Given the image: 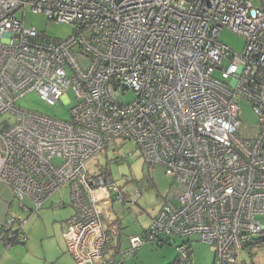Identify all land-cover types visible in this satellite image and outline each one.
Returning a JSON list of instances; mask_svg holds the SVG:
<instances>
[{"label":"built area","instance_id":"1","mask_svg":"<svg viewBox=\"0 0 264 264\" xmlns=\"http://www.w3.org/2000/svg\"><path fill=\"white\" fill-rule=\"evenodd\" d=\"M27 8L70 24L73 35L51 39L26 27L16 14ZM225 27L244 38L241 52L220 40ZM127 90L135 99L122 104ZM32 91L50 105L71 102L73 91L70 119L17 107ZM240 98L251 102L256 126L241 121ZM6 113L16 121L0 124V182L33 210L70 186L75 212L64 236L77 264H118L105 223L126 198L87 167L120 140H133L173 180L123 256L179 237V261L189 264L198 236L214 247L215 264H236L264 232V0H0V117ZM24 223L12 217L0 226L7 249L27 240Z\"/></svg>","mask_w":264,"mask_h":264},{"label":"rangeland","instance_id":"2","mask_svg":"<svg viewBox=\"0 0 264 264\" xmlns=\"http://www.w3.org/2000/svg\"><path fill=\"white\" fill-rule=\"evenodd\" d=\"M252 2L255 6H260V0H252ZM16 15L24 21L26 27H36L39 32L51 39H66L73 35L74 32L70 24L48 21L46 15L35 13L30 8H27L25 14L18 12ZM220 40L235 52H241L245 45L244 38L227 27L221 30ZM79 61L83 68H86L89 64L88 58H81ZM227 63L228 60H225L224 64ZM214 77L225 83L230 81V78L223 75L220 71L215 72ZM68 97L71 100L69 103L60 101L55 105H50L37 92L32 91L22 97L16 106L43 115L69 120L71 108L76 101L73 91L68 92ZM134 99L135 93L132 90H127L124 94L121 93L118 96V101L122 104L130 103ZM237 103L240 109L241 121L249 127L256 126L258 118L251 102L240 98ZM4 121L8 125H14L16 121L15 115L11 113L4 114L0 117V124L4 123ZM87 168L89 176L107 178L116 182L126 198L125 203L114 202V212L121 220V223L116 222L106 226V229L114 232L115 238H120L121 253L116 254V243L108 245V253L116 258L118 264L173 263L178 254L177 245L182 242L179 237L162 246L145 242L134 253L125 256L122 254L131 247V237L136 235L143 236L144 228L151 224L152 219L160 211L164 196L173 184L172 178L166 174L165 169L162 166L148 164L143 157L142 151L133 140H120L110 145L107 149L96 154L88 162ZM15 200L12 211L3 223L12 217L24 219L23 230L26 234L31 229V224H36V234L32 233V245H35L34 250L36 253L39 252V243L45 236L44 228L46 223L50 225L52 230L56 224H61L62 220L66 223L74 211L68 184L62 186L53 194L54 204L50 203V205L46 206L47 208L39 210L23 208L21 202L18 199ZM62 202L66 206H60ZM24 204L28 207L31 206L28 199L24 200ZM41 211H49L50 214L46 213L43 220L39 221V223L35 222V220L30 221L32 215ZM37 218L38 215H36ZM259 218L264 223V216H259ZM15 225H19V220L16 221ZM174 240L175 242H173ZM191 241L193 249L191 254L192 264H213L215 258L214 247L201 241L198 236H193ZM22 245V243L16 242L12 246L13 248L10 247L9 250L5 245L2 246L5 253L9 251L7 256L17 258L22 255L20 250L21 247L24 248ZM176 264L184 263L178 262ZM236 264H264V244L240 250Z\"/></svg>","mask_w":264,"mask_h":264},{"label":"crops","instance_id":"3","mask_svg":"<svg viewBox=\"0 0 264 264\" xmlns=\"http://www.w3.org/2000/svg\"><path fill=\"white\" fill-rule=\"evenodd\" d=\"M15 199L16 197L13 191L11 190V188L6 186L2 182H0V226L3 224L7 216H9L10 212L12 211L13 204L16 201ZM50 203L52 205L54 204L53 195L50 198H48V200L39 209L47 208L46 206L50 205ZM60 206H66V204L62 202L60 203ZM74 212H75V209L71 217L73 216ZM46 213L50 214L49 211H45V212L41 211L40 213L37 212L36 214L32 215V218L30 221L35 220V222L39 223V221L41 222L43 220ZM36 215H38L37 219H36ZM116 222L121 223V220L117 217V214L114 212V204H113L112 208L108 212V221H106L105 223V229H106V226H110L111 224H114ZM66 225L67 223H65L62 220L61 224L60 223L59 225L56 224L51 230L50 225H47L46 223V226L44 228L45 236H43V238L41 239V243H39V252L36 253L34 250L35 245H32V233L36 234V224L35 225L31 224V229L28 231V234H26L27 240L29 241L26 240L25 242H21L23 244L22 246L24 247V248L21 247L20 249L21 254H22L21 257L18 256L17 258H14L11 256H7V254H9V251L5 253L4 247L2 246L5 244L0 242V263H4V264H77L74 256L68 249L67 242L64 236V233L67 229ZM148 227L144 228V231H143L144 234L146 233ZM106 230L111 232L108 229ZM112 233L114 234V232ZM45 238H47V240H45ZM191 242L189 245H190V260L192 262L191 254H192L193 249H192ZM115 243H116V247H115L116 254H119L121 253L120 238H115V241L111 244H115ZM243 250H245V248H243Z\"/></svg>","mask_w":264,"mask_h":264},{"label":"trees","instance_id":"4","mask_svg":"<svg viewBox=\"0 0 264 264\" xmlns=\"http://www.w3.org/2000/svg\"><path fill=\"white\" fill-rule=\"evenodd\" d=\"M263 234H264V232L261 235L253 237L250 242L245 244L244 248L245 249H249V248H251L254 245H260L261 246L262 244H264V236L262 237ZM188 255L190 257V245H189ZM177 262H180L178 254H177L176 260L173 263H171V264H174V263L176 264ZM189 264H192V262L190 261ZM213 264H215V259H214V263Z\"/></svg>","mask_w":264,"mask_h":264}]
</instances>
